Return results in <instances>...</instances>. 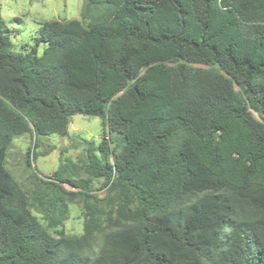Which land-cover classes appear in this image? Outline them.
<instances>
[{
	"label": "trees",
	"instance_id": "obj_1",
	"mask_svg": "<svg viewBox=\"0 0 264 264\" xmlns=\"http://www.w3.org/2000/svg\"><path fill=\"white\" fill-rule=\"evenodd\" d=\"M82 17L42 22L39 55L0 15V264H264V0H85ZM76 114L104 130L86 177L68 160L29 192L12 140Z\"/></svg>",
	"mask_w": 264,
	"mask_h": 264
},
{
	"label": "rangeland",
	"instance_id": "obj_2",
	"mask_svg": "<svg viewBox=\"0 0 264 264\" xmlns=\"http://www.w3.org/2000/svg\"><path fill=\"white\" fill-rule=\"evenodd\" d=\"M84 4L85 0H0V15L9 30L14 51L30 50L35 46L37 54L41 55L45 43L36 46L35 38L39 35L42 22L52 19H79L87 23L88 19L84 20L82 17ZM103 134L100 117L76 114L70 119L66 135L38 137L37 146H34L35 137L30 134L16 136L8 149L6 166L29 192L36 188L35 172L42 177L50 176L60 164L68 160L77 163L80 177H86L81 168L86 157V142L98 145ZM113 137L116 135L113 134ZM29 148L34 153L31 166L26 162ZM65 187L72 189L67 183ZM93 187L100 196L105 195L100 180H95ZM32 212L46 223L44 215L36 207L32 208ZM84 222L82 201L70 203L67 218L63 223L64 231L69 235H80L84 231Z\"/></svg>",
	"mask_w": 264,
	"mask_h": 264
}]
</instances>
